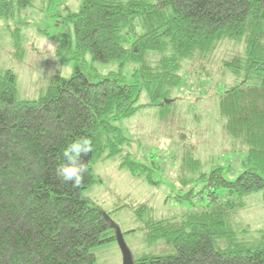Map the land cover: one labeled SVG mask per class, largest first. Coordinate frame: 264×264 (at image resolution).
I'll list each match as a JSON object with an SVG mask.
<instances>
[{"label": "trees", "instance_id": "16d2710c", "mask_svg": "<svg viewBox=\"0 0 264 264\" xmlns=\"http://www.w3.org/2000/svg\"><path fill=\"white\" fill-rule=\"evenodd\" d=\"M32 2L0 0V17L11 19ZM136 20L143 32H134L126 47L121 34ZM67 22L74 26V44L67 29L59 54L75 61L74 72L57 77L38 100H20L14 72L0 69V264H95L92 249L116 236L109 235V214L85 195L97 182L94 162L119 155L121 166L135 175L152 170L124 153L129 139L115 122L140 109L136 103L144 89L153 105L174 102L181 61L225 40L245 46L242 58L225 65L255 81L236 83L221 99L225 130L248 147L249 168L234 181L221 166L201 173L198 195L209 209L179 222L153 223L150 239L169 243L173 251L134 263L264 264V232L259 243L239 239L229 221V213L242 206L233 197L264 191V0H83L79 12L65 16ZM164 50L156 63L146 61L148 52ZM86 54L100 63L144 60L142 82L97 79L82 68ZM84 135L92 138L93 151L83 157L88 172L75 188L57 176L56 167L67 143ZM186 166L193 170L200 163L189 156ZM222 189L230 199L221 201ZM196 195L191 189L176 197L192 202Z\"/></svg>", "mask_w": 264, "mask_h": 264}, {"label": "rangeland", "instance_id": "374dc122", "mask_svg": "<svg viewBox=\"0 0 264 264\" xmlns=\"http://www.w3.org/2000/svg\"><path fill=\"white\" fill-rule=\"evenodd\" d=\"M32 1L13 18L0 17V69L14 72L20 100H38L57 77L69 78L73 74L75 61L65 60L59 49L67 29L71 33L68 43L74 44V26L64 20L69 12H79L83 3V0ZM136 21L139 22L133 29L121 34L126 47L134 40V32H143L140 20ZM244 48L243 43L225 40L209 52L196 51L192 58L181 61L182 82L171 90L174 102L166 107L153 105L144 89L136 103L140 109L115 122L129 139L124 153L152 170L134 175L121 166L119 155L94 162L97 182L85 195L109 214L113 227L109 235L116 236V240L92 249L95 264H124V246L133 263L143 255L171 253L172 245L150 239L153 223L179 222L190 214L209 209L205 198L198 195L203 184L198 180L201 173L221 166L225 178L234 181L249 168L248 147L227 133L226 119L221 114V99L228 89L242 81L255 82L244 73L236 76L225 65L235 57L242 58ZM165 52L150 51L145 59L156 63ZM144 63L132 59L93 62L86 54L82 68L97 79L116 76L132 85L142 82ZM189 156L200 163L199 168L187 169ZM191 189L197 193L192 202L177 199V195ZM219 195L221 201L230 199L227 190H220ZM232 200L242 203L229 213L238 238L259 243L264 232V191L235 196ZM225 244L221 240L218 246L224 249Z\"/></svg>", "mask_w": 264, "mask_h": 264}, {"label": "clouds", "instance_id": "9594fccd", "mask_svg": "<svg viewBox=\"0 0 264 264\" xmlns=\"http://www.w3.org/2000/svg\"><path fill=\"white\" fill-rule=\"evenodd\" d=\"M93 151V141L90 136L84 135L72 139L63 148V161L56 167L57 176L65 183L70 182L73 187L79 188L88 172V164L83 157Z\"/></svg>", "mask_w": 264, "mask_h": 264}, {"label": "water", "instance_id": "95a60500", "mask_svg": "<svg viewBox=\"0 0 264 264\" xmlns=\"http://www.w3.org/2000/svg\"><path fill=\"white\" fill-rule=\"evenodd\" d=\"M124 264H134L133 257L126 246L123 247Z\"/></svg>", "mask_w": 264, "mask_h": 264}, {"label": "crops", "instance_id": "0c3cea01", "mask_svg": "<svg viewBox=\"0 0 264 264\" xmlns=\"http://www.w3.org/2000/svg\"><path fill=\"white\" fill-rule=\"evenodd\" d=\"M135 175V174H134Z\"/></svg>", "mask_w": 264, "mask_h": 264}]
</instances>
